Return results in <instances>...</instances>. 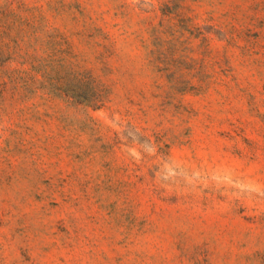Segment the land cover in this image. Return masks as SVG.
Instances as JSON below:
<instances>
[{"label": "rangeland", "instance_id": "1", "mask_svg": "<svg viewBox=\"0 0 264 264\" xmlns=\"http://www.w3.org/2000/svg\"><path fill=\"white\" fill-rule=\"evenodd\" d=\"M0 264H264V0H0Z\"/></svg>", "mask_w": 264, "mask_h": 264}]
</instances>
